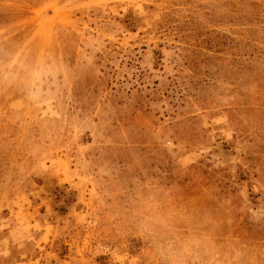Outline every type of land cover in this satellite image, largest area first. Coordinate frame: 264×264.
<instances>
[{
  "label": "rangeland",
  "instance_id": "1",
  "mask_svg": "<svg viewBox=\"0 0 264 264\" xmlns=\"http://www.w3.org/2000/svg\"><path fill=\"white\" fill-rule=\"evenodd\" d=\"M0 264H264V0H0Z\"/></svg>",
  "mask_w": 264,
  "mask_h": 264
}]
</instances>
